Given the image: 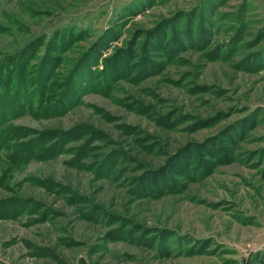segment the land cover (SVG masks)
Wrapping results in <instances>:
<instances>
[{
    "label": "rangeland",
    "instance_id": "rangeland-1",
    "mask_svg": "<svg viewBox=\"0 0 264 264\" xmlns=\"http://www.w3.org/2000/svg\"><path fill=\"white\" fill-rule=\"evenodd\" d=\"M0 64V264H264V0H0Z\"/></svg>",
    "mask_w": 264,
    "mask_h": 264
},
{
    "label": "trees",
    "instance_id": "trees-1",
    "mask_svg": "<svg viewBox=\"0 0 264 264\" xmlns=\"http://www.w3.org/2000/svg\"><path fill=\"white\" fill-rule=\"evenodd\" d=\"M35 50V49H34ZM33 50V52L30 54V56L28 57V61L27 62H30V57H31V55L33 54V53H35V51ZM85 60H88V59H85ZM14 62H16V60H14ZM5 68H6V65H3V64H0V74L1 73H3V70H5ZM13 80H16V84H17V82H18V79H13ZM0 122H1V119H0ZM0 130H1V128H0ZM1 132V131H0ZM5 133V132H4Z\"/></svg>",
    "mask_w": 264,
    "mask_h": 264
}]
</instances>
